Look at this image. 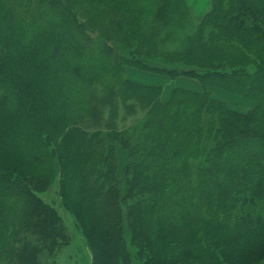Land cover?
Listing matches in <instances>:
<instances>
[{
	"label": "trees",
	"instance_id": "trees-1",
	"mask_svg": "<svg viewBox=\"0 0 264 264\" xmlns=\"http://www.w3.org/2000/svg\"><path fill=\"white\" fill-rule=\"evenodd\" d=\"M181 1L0 0V264L55 258L56 178L92 264H264V0Z\"/></svg>",
	"mask_w": 264,
	"mask_h": 264
},
{
	"label": "rangeland",
	"instance_id": "rangeland-1",
	"mask_svg": "<svg viewBox=\"0 0 264 264\" xmlns=\"http://www.w3.org/2000/svg\"><path fill=\"white\" fill-rule=\"evenodd\" d=\"M178 1V0H176ZM212 0H182L180 3V15L182 17L183 25L185 26V30L187 32L193 31L195 25L198 21L202 18L203 15L208 11L210 8ZM148 72L147 70H143L134 66L126 68V76L128 79L133 80L138 83H149V81L153 82L157 80V82H162L164 84V98L166 95L170 96L173 87L175 86H182L183 83L179 82V78L171 79L168 78L166 75L163 74H155L156 78L153 77L148 79L145 77V73ZM161 77V78H160ZM147 80V81H144ZM179 83V84H178ZM178 84V85H177ZM187 88V87H185ZM166 89V94L165 93ZM102 90H96L93 92L90 98L94 101L98 102L103 108L100 112L104 110L110 109V103L108 100L107 102L104 101V98L96 97L97 95H101ZM221 94H224V97L227 99L228 105L234 107V102L236 99H240L241 101H249V98L240 97L233 93L222 91ZM220 94V95H221ZM221 97V96H219ZM222 98V99H225ZM235 104H238L235 102ZM253 104V103H252ZM254 105V104H253ZM239 108L241 110H246L250 108V106L240 105ZM57 172L59 171L58 167L56 168ZM59 178L54 180L49 190L46 192L37 193L40 198H43L47 202L51 203L59 214L62 217L63 227L64 230L62 235H65V238L60 239V244L56 246L53 255L49 256V252L46 251V254L42 257L44 264H92L91 258L93 257V253L91 251V247L88 244V240L86 235L82 232L80 220L70 214L61 199V195L59 194ZM79 227V228H78ZM80 229V230H79ZM83 233V234H82Z\"/></svg>",
	"mask_w": 264,
	"mask_h": 264
},
{
	"label": "crops",
	"instance_id": "crops-1",
	"mask_svg": "<svg viewBox=\"0 0 264 264\" xmlns=\"http://www.w3.org/2000/svg\"><path fill=\"white\" fill-rule=\"evenodd\" d=\"M146 75H145V77H148V79H151V78H153V77H155L156 78V76H155V74H157V73H154V72H146L145 73ZM161 78V77H160ZM179 78V82H181V83H183L184 85H182V87H187V88H192V89H201L202 87H201V84H200V82L197 80V79H195V78H190V77H182V76H180V77H178ZM144 81H147V80H144ZM148 82L149 83H147V84H153V83H156L157 82V80H155V81H153V82H151V81H149L148 80ZM179 84V83H178ZM177 84V85H178ZM165 88V87H164ZM174 88V87H173ZM173 90V89H172ZM214 91H213V94H214V96L215 97H217V98H220V99H222V98H225L224 97V94H221V92L223 91V90H221V89H213ZM165 93H166V89H165ZM166 94H168V93H166ZM221 94V95H220ZM219 96H221V97H219ZM163 97H164V93H163ZM169 96L168 95H166L165 96V99H167ZM223 100H225V101H227V99L225 98V99H223ZM249 101L250 102H247V101H241L240 99H236L235 100V102L236 103H238V104H235V102H234V107H232V108H234V109H236V110H239V111H247V110H249V109H251L254 105H255V102L253 101V100H251V99H249ZM254 105H253V104ZM242 106V105H246V106H250V108H248V109H246V110H241V108H239V106Z\"/></svg>",
	"mask_w": 264,
	"mask_h": 264
}]
</instances>
